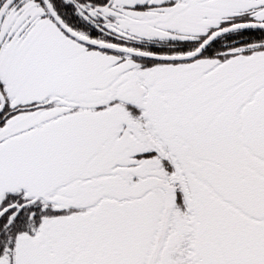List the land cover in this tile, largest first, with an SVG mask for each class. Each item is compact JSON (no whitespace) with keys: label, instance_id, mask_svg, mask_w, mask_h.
I'll use <instances>...</instances> for the list:
<instances>
[{"label":"snow or ice","instance_id":"snow-or-ice-1","mask_svg":"<svg viewBox=\"0 0 264 264\" xmlns=\"http://www.w3.org/2000/svg\"><path fill=\"white\" fill-rule=\"evenodd\" d=\"M0 264H264V0H0Z\"/></svg>","mask_w":264,"mask_h":264}]
</instances>
